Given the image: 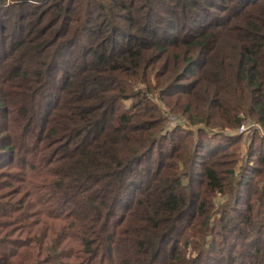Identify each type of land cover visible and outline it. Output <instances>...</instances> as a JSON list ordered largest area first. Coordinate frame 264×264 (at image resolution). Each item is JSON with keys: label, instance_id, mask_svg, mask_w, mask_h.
<instances>
[{"label": "trees", "instance_id": "obj_1", "mask_svg": "<svg viewBox=\"0 0 264 264\" xmlns=\"http://www.w3.org/2000/svg\"><path fill=\"white\" fill-rule=\"evenodd\" d=\"M247 119L264 0H0V264H264Z\"/></svg>", "mask_w": 264, "mask_h": 264}, {"label": "built area", "instance_id": "obj_2", "mask_svg": "<svg viewBox=\"0 0 264 264\" xmlns=\"http://www.w3.org/2000/svg\"><path fill=\"white\" fill-rule=\"evenodd\" d=\"M170 118H171L172 124H176V125L181 124L183 126H186L184 121L182 119L178 118L177 116L172 115V116H170ZM173 120L176 123H173ZM246 122H249V121H243L242 124L240 125V127L236 130L238 133H245L246 131H248L251 128L250 125H248V123H246ZM254 125H258V124L254 123ZM260 130H261V133L263 134L264 129L260 128Z\"/></svg>", "mask_w": 264, "mask_h": 264}, {"label": "rangeland", "instance_id": "obj_3", "mask_svg": "<svg viewBox=\"0 0 264 264\" xmlns=\"http://www.w3.org/2000/svg\"><path fill=\"white\" fill-rule=\"evenodd\" d=\"M169 112V111H168ZM248 121H249V119H247ZM247 120H245V121H247ZM173 123H176L174 120H173ZM246 123H248V125H250V127H253V128H257L258 129V131H260V127L258 126V125H254V123L252 122V121H249V122H246ZM255 124H257V123H255ZM173 125V124H172ZM247 132V131H246ZM260 134L261 135H264V131H263V134L261 133V131H260ZM246 142L244 143V147H243V151L245 152L246 151ZM217 201L218 202H220L221 201V198L220 197H218V199H217Z\"/></svg>", "mask_w": 264, "mask_h": 264}]
</instances>
